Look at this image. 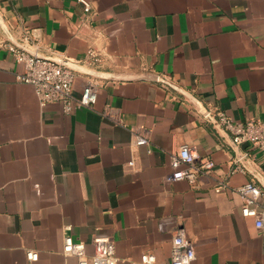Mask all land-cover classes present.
<instances>
[{"label":"crops","instance_id":"0c3cea01","mask_svg":"<svg viewBox=\"0 0 264 264\" xmlns=\"http://www.w3.org/2000/svg\"><path fill=\"white\" fill-rule=\"evenodd\" d=\"M9 47L67 62L96 104L42 106ZM221 115L264 120V0H0V264H77L66 235L90 257L106 236L118 264H170L180 230L193 264H264L238 193L253 183L264 207V157ZM183 145L216 164L195 184L166 182Z\"/></svg>","mask_w":264,"mask_h":264},{"label":"built area","instance_id":"2783aa9c","mask_svg":"<svg viewBox=\"0 0 264 264\" xmlns=\"http://www.w3.org/2000/svg\"><path fill=\"white\" fill-rule=\"evenodd\" d=\"M8 50L23 66V72L17 76L18 80L34 87L42 106L58 103L63 107L64 112L69 114L80 108L91 109L96 104L98 93L91 85L86 86L79 97L73 95L76 75L67 62L43 58L16 47H9ZM165 82L162 83L171 87L169 82V84ZM220 121L226 131L232 135L234 145L250 144L264 157V120L237 123L221 115ZM150 143L148 131L135 134L136 145L149 146ZM130 165H133V162ZM172 166L176 170L166 178V182L186 181L190 184H195L199 176L209 175L216 168L214 161L200 160L195 149L189 145L181 146L178 153L172 155ZM236 170L242 171L240 167ZM223 188L222 184L216 191L220 192ZM238 193L243 201L242 215L254 217L256 228L263 229L264 207L258 209L262 190L253 183H247L238 190ZM93 248L94 252L90 257L85 243L75 241L70 235L64 237L63 253L75 257L77 264H118L119 259L115 254V246L111 238L106 236L95 238ZM28 259L37 261L38 254L30 252ZM195 259L196 252L192 241L183 230L178 231L173 238L170 264H193ZM155 261V256L151 254H145L141 258L142 264H154Z\"/></svg>","mask_w":264,"mask_h":264},{"label":"water","instance_id":"95a60500","mask_svg":"<svg viewBox=\"0 0 264 264\" xmlns=\"http://www.w3.org/2000/svg\"><path fill=\"white\" fill-rule=\"evenodd\" d=\"M160 82H165L163 79L161 80H159ZM165 83H168V82H165ZM169 84V83H168ZM171 85V84H170ZM171 87H173L172 85H171Z\"/></svg>","mask_w":264,"mask_h":264}]
</instances>
